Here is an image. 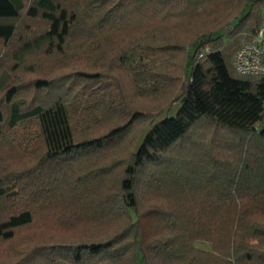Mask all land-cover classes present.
Segmentation results:
<instances>
[{"label":"trees","instance_id":"16d2710c","mask_svg":"<svg viewBox=\"0 0 264 264\" xmlns=\"http://www.w3.org/2000/svg\"><path fill=\"white\" fill-rule=\"evenodd\" d=\"M262 20L0 0V264H264V77L231 65Z\"/></svg>","mask_w":264,"mask_h":264},{"label":"built area","instance_id":"2783aa9c","mask_svg":"<svg viewBox=\"0 0 264 264\" xmlns=\"http://www.w3.org/2000/svg\"><path fill=\"white\" fill-rule=\"evenodd\" d=\"M231 65L238 74L264 77V20L256 35L234 52Z\"/></svg>","mask_w":264,"mask_h":264},{"label":"rangeland","instance_id":"374dc122","mask_svg":"<svg viewBox=\"0 0 264 264\" xmlns=\"http://www.w3.org/2000/svg\"><path fill=\"white\" fill-rule=\"evenodd\" d=\"M98 234H100V233H98ZM195 245H196V247H199V248L210 249L209 244L206 242H197ZM173 264H179V263H173Z\"/></svg>","mask_w":264,"mask_h":264},{"label":"water","instance_id":"95a60500","mask_svg":"<svg viewBox=\"0 0 264 264\" xmlns=\"http://www.w3.org/2000/svg\"><path fill=\"white\" fill-rule=\"evenodd\" d=\"M235 23H236V20L233 21V24H235Z\"/></svg>","mask_w":264,"mask_h":264}]
</instances>
